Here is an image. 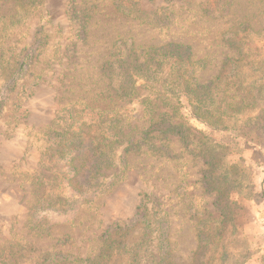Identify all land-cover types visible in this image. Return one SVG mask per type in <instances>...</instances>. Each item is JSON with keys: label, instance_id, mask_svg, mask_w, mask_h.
Returning a JSON list of instances; mask_svg holds the SVG:
<instances>
[{"label": "rangeland", "instance_id": "obj_1", "mask_svg": "<svg viewBox=\"0 0 264 264\" xmlns=\"http://www.w3.org/2000/svg\"><path fill=\"white\" fill-rule=\"evenodd\" d=\"M138 3L143 12L139 19L121 16L113 0H37L21 18L15 17V0H0V248L25 238L31 244L23 247L21 264H41L55 252L86 257L108 230L118 227L126 230L125 241L131 244L139 240L136 216L143 201L154 218L166 221L173 260L191 264L198 246L197 216L215 212L217 192L207 184L209 166L202 154L209 149L215 154L216 187L225 182L223 191L239 202V207L226 209L231 215L227 264H264V42L256 45L253 59L239 64L227 63L236 51L224 41L241 22L264 28V0H232L224 16L213 20L200 7L209 3L214 10L222 9L221 0ZM121 36L140 43L188 44L200 59H210L200 71L201 82L217 79L219 91L225 77L233 83L244 80V95H255L257 106L225 118V127L215 131L193 119L183 100V118L170 121L184 122L189 129L186 138L151 133L150 117L141 103L147 92L140 99L120 101L101 72ZM28 55V66L20 71ZM236 88L230 85V90ZM91 107L119 113L126 133L146 141L140 148H130L119 176L126 144L115 149L113 165L99 181L108 190L94 208L70 205L59 214L42 211L38 216L48 232L37 234L29 228L28 208L44 187L38 188V183L35 187L34 182L46 183L51 176L58 183L63 170L52 168L69 159L57 156V150L69 145L78 125L76 145L88 148L101 139H96L99 121L116 124L113 112L98 114ZM90 121L97 124L83 131V124ZM86 169L80 177L84 181ZM64 192L70 198L71 193ZM155 245L154 240L148 246L151 261Z\"/></svg>", "mask_w": 264, "mask_h": 264}, {"label": "trees", "instance_id": "obj_2", "mask_svg": "<svg viewBox=\"0 0 264 264\" xmlns=\"http://www.w3.org/2000/svg\"><path fill=\"white\" fill-rule=\"evenodd\" d=\"M36 1L15 0L18 12L15 17H21V12H29ZM113 1L118 13L124 18L139 19V16L141 18L143 15L138 0ZM221 2L222 9L217 8L216 10L211 8L209 3L201 5L202 14L212 20L224 16L223 14L232 0H221ZM237 25L227 33L224 41L236 51V57L232 60L228 59L227 63L242 64L249 62L257 55L255 47L260 42H264V28L255 29L250 22H241ZM29 60L30 55L24 58L19 67L20 71H25ZM208 64H210V59L209 61L207 58L200 59L199 55L194 53L192 47L186 43L172 40L162 43L156 41L140 43L133 37L121 36L114 42L110 57L102 62L101 72L114 96L120 101L140 99L142 92H147L141 103L145 106V113L150 117L151 133L175 134L185 139V133L189 129L186 128L184 122L172 123L170 121L182 113L183 100H186L193 119L207 124L215 131H220L225 127V118L234 117L244 113L246 108L257 106L255 95L249 97L244 95V80L233 83L225 77L221 79L223 88L219 91L215 86L217 79L211 78L204 83L201 82L200 71ZM230 85L237 88L230 90ZM91 108L92 112H98V114L113 112L116 124L113 126L108 122L99 121L101 132L97 129L100 133L96 139H101L98 142H91L88 148H82L76 145L78 140L76 137H79L81 126L75 123L78 128L73 130L75 133L68 140L69 145L63 146L62 150H57L56 154L59 157L68 158L69 162L63 165H58L56 162L52 168L57 172L63 170L64 175L59 179L61 182L58 180L59 174H57L58 183L56 178L51 176L46 179V183L40 182L39 179L34 182L35 187H37L36 183H38V188L44 187L41 195L35 194L34 201L28 208L29 228L37 234L42 235L43 232H48L45 220L39 219L38 216L42 211L47 214H59L61 210L70 205L72 208H75L76 205L80 207L90 205V209L94 208L100 195L108 190V187L104 189L99 181L105 177L107 170L113 165L115 149L122 143L126 144L124 155L120 158V172L116 174L119 176L126 168L124 162H126V155L130 148H140L146 141L142 138L134 139V136L126 133L123 116L119 113ZM180 118L183 117L180 116ZM92 122L84 123L82 130L84 131L86 126L97 124V122ZM113 128L115 129L114 133H112ZM207 150L208 154L206 152H202V154L209 166L210 181H207V184H213L212 189L217 192L214 201L215 212L208 211L197 216L198 246L194 251L191 264H227L229 258L226 246L227 228L228 223L231 222V215H228L226 209L239 207V202L232 198L228 190L223 191L222 186L226 184L225 182L216 187L214 182H218L219 178L214 176L215 154L211 152V155L210 150ZM87 161L92 162L87 163ZM222 165L223 168L228 167L225 163ZM85 169L88 170L86 181L80 179ZM227 174L228 170L226 169V174L222 177L226 179ZM60 185L64 186V189L58 193ZM38 188L35 189L36 193H38ZM64 190L71 193L70 198L66 197ZM142 205L141 212L136 216V221L141 226L138 241L131 244L126 243L127 232L118 227L112 231L108 230L103 241L86 257L55 252L45 257L41 264H119L121 260L124 262L120 264H179L172 257L173 251L167 227H165L166 221L162 218H154L143 201ZM17 240L15 244L0 248V264H21L22 254L25 251L23 247L27 248L31 243L25 238ZM154 240L157 241V245H155L157 251L155 255H151V261L148 246Z\"/></svg>", "mask_w": 264, "mask_h": 264}]
</instances>
